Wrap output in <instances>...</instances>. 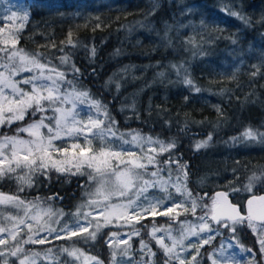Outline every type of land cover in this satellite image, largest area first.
Returning a JSON list of instances; mask_svg holds the SVG:
<instances>
[{"label": "trees", "instance_id": "obj_1", "mask_svg": "<svg viewBox=\"0 0 264 264\" xmlns=\"http://www.w3.org/2000/svg\"><path fill=\"white\" fill-rule=\"evenodd\" d=\"M22 5L29 10L30 18L17 39L19 49L38 55L42 62L46 58L51 62L50 66L66 71L68 79L73 76L71 68L62 65L60 57L70 54L71 63L79 69V85L90 93V98L108 106L118 122L115 125L117 133H139L165 143L175 140L178 146L172 149L174 159L187 165L186 185L192 195L210 205L214 192L222 189L244 211L249 195L243 190V185L253 172L264 170V144L239 143L242 141L232 138L242 137V133L249 129L264 132V23L258 22L264 17V0H23ZM253 6H261L258 15L252 12ZM229 7L250 17L251 27L227 15ZM201 21L204 22L202 33H192V26ZM2 23L0 17V25ZM166 33L171 40L170 46L164 39ZM69 38L76 47L67 43ZM0 41H3L1 37ZM80 44L86 45L87 50ZM3 47L5 44L0 43V48ZM92 48L96 50L95 56L91 54ZM256 58L261 63L256 64ZM238 64H242L241 69L233 71ZM172 65L178 66L179 74ZM125 68L127 72L123 71ZM184 69L194 84L202 89L201 92L197 93L182 83ZM160 72L165 73L164 77L158 76ZM117 83L120 84L119 92ZM133 100L135 110L130 107ZM125 105L129 107H123ZM39 115L26 116L24 121L2 126L0 136L16 134L18 126L38 119ZM43 115H52V112L47 111ZM21 135L26 136L24 133ZM209 135L212 139L208 146L197 149L196 144ZM249 154L256 163L252 165L251 160L246 159L247 168H242L244 161L239 160L240 156L242 159ZM168 158L169 152L157 156L160 166L174 170L176 163H163ZM156 167L149 170L154 171ZM49 175L50 183L46 177L39 176L33 187L25 186L23 191H19L14 179L5 178L0 180V193L16 195L26 201L45 198L43 207L50 205L53 210H63L66 215L61 218L62 222L70 221L67 214L75 213L84 200L81 186L87 183V179L73 175L65 178V174L55 172ZM175 175L173 172V177ZM216 179L223 184L217 186ZM224 180H228L227 184ZM233 188L239 191H233ZM205 193L208 198L203 200ZM262 193L264 184L257 185L252 192ZM49 197L52 199L47 200ZM6 208L12 207L0 205V214ZM87 209L84 207L81 211ZM204 211L198 207L195 215L188 211L177 219L149 217L139 223L134 222L140 229V235L130 240L131 257L138 260L143 255L145 260L162 264L165 259L162 250L149 234L153 223L156 227H177L178 222L194 221ZM13 212L18 210L14 208ZM141 225L147 228H141ZM211 226L217 227L214 223ZM112 232L119 230L104 227L95 242L76 246L86 255L110 264L111 250L106 241ZM220 232L223 234L215 235L211 245L200 249L203 254V258L197 257L200 264H210L207 256L213 253V248L218 249L224 238L231 237L224 229ZM26 234L27 229H23L20 236L26 238ZM237 237L254 252L255 260L260 261L258 235L244 227ZM141 239L157 253L155 257L150 258L139 251ZM49 240L51 243L24 247L43 252L48 248L55 251L72 243L51 237ZM11 243L0 246V250L10 247ZM59 259L78 264L66 253ZM8 260L10 264L16 262L14 257L9 256ZM38 261L40 264H55L43 257ZM173 264L178 262L173 261Z\"/></svg>", "mask_w": 264, "mask_h": 264}, {"label": "snow or ice", "instance_id": "obj_2", "mask_svg": "<svg viewBox=\"0 0 264 264\" xmlns=\"http://www.w3.org/2000/svg\"><path fill=\"white\" fill-rule=\"evenodd\" d=\"M151 14L150 12L149 15ZM227 15L235 17L248 27L252 25L250 17L242 15L230 7L227 8ZM29 18L28 9H23L19 16L16 12H12L7 19L20 21L19 27L3 41H0L5 45L11 43V48H0V53L3 54L0 55V126H11L14 122L24 121L26 116L37 117L38 113L41 115L26 125L18 126L16 134L0 136V180L14 179L18 184L19 191H23L25 186L33 187L38 182L39 176L46 177L50 183L51 176L49 174L52 172L65 174V178L68 175L86 177L87 183L81 186L84 189V200L78 205L75 213L67 214L71 220L63 222L61 218L66 214L60 209L53 210L50 205L43 207L42 202L45 198L37 197L35 200L26 201L16 195L0 193V205L11 206L18 212L23 211L22 216L19 214L2 216L0 214V218L8 221L7 224H0V234H7V238L0 236V246L7 245L9 241L13 242L10 247L0 250V257H3L0 264H10L9 256L16 258L18 264H37L41 257L54 261L55 264H70L68 261L59 259L65 253L75 260L81 261L82 264H104L95 256L85 255L76 245L95 242L98 235L101 234V230L113 223L128 224L129 221L139 223L141 219L149 215L153 217L157 215L170 216L178 208H183L184 212H188L189 208L185 207L186 204H190L193 215L198 207L202 211L207 210L199 217L201 223L193 225L190 221L182 222L181 227L177 230V236L172 235L171 226L164 229L156 227L153 223L150 230L151 238L155 239L165 257L162 264H173V261L185 264V259L180 257L176 249L182 248L184 240L189 236L198 237L200 240L199 246L189 244L188 247L195 248L196 251L188 264H200V261L197 260L198 256L203 258L200 249L204 245H211L216 239L213 235L201 237V233L215 232L222 235L220 230L224 229L231 234V239H237L238 232L244 227L251 229L253 233L259 231L258 243L261 259L255 264H264V195L252 194L247 199L246 215L241 213L238 205L229 201L228 192L215 193L210 198V205L202 203L197 197H194L186 185L187 165L180 164L174 159L175 153L172 152V149L178 146L175 140L165 143L159 138L153 140L152 137H144L139 133L132 135L131 140H128L124 138L123 133L117 135L118 130H115V125L118 122L112 117L108 106L100 100L90 98V93L79 85L77 75L79 69L71 63L70 54L60 57V63L71 68L72 79L67 78L66 71L59 70L54 65L50 66L51 62L46 58L45 62H41L38 55L25 52L23 49H16L18 35L24 29L25 22ZM258 22L264 23V17H261ZM201 24L203 25L204 22L201 21ZM141 26L143 25L141 24ZM2 32L4 29L0 28V33ZM69 37H71V33H69ZM164 39L170 46L171 40L167 37V33ZM67 43L73 45L71 38ZM232 43L235 44L236 40H232ZM79 46L87 50L86 45L80 44ZM90 51L92 56H95V48ZM172 67L177 68V74H179L178 66L172 65ZM123 71L127 72V68ZM22 73H31V75L17 80L16 77ZM256 74L253 73V75ZM164 75V72L158 73L160 77H164ZM111 82L110 78L109 83ZM182 83L197 93L202 91L188 77L187 69H184ZM21 85L27 86V89ZM116 90L117 92L120 90L119 83L116 84ZM86 100L89 104V112L85 123L80 119L81 113L77 111V101L83 104ZM66 104H71V107L65 108ZM130 107L135 110V100L132 101ZM47 111H51L52 115H43ZM217 111H220L219 108ZM23 133L27 134V138L21 135ZM80 137L84 138V147L79 143ZM109 137L112 139L109 140ZM242 137L245 140L264 144V132H254L249 129L242 133ZM65 138L75 142L70 143V147L55 144V141L63 143ZM211 139L212 137L209 135L206 140L197 143L196 148L207 147ZM232 139L236 141L239 138L233 137ZM93 140L99 142L96 151H93L92 148ZM145 143L158 144L160 153L169 152V158L163 163H176V168L173 170L171 167L160 166V161L151 155H145L144 158L147 161L145 164L141 162V158L137 157L135 151L124 147V145L134 144L143 151ZM155 151V148L149 149V152ZM148 165L157 166L156 170L149 172ZM161 172H167L168 178L164 179ZM173 172L176 174L175 178H173ZM56 178L59 179V176ZM260 184H264V170L259 173L253 172L248 177L247 183L243 185V190L252 193L253 189ZM170 187L174 188L175 192L183 196L184 199L177 201L169 192ZM149 189H158L165 195L163 198L154 194L149 195ZM232 190L239 191L235 188ZM206 195L207 193H205ZM56 198L62 199L59 196ZM51 199V197L47 198V200ZM166 201H171V206L166 207L164 211H159L161 207L165 206ZM84 207L99 208L100 211L97 215L103 217V223L97 220L92 212L81 211ZM81 217L87 223L81 222ZM90 217L91 219H89ZM209 219L217 227L213 228ZM21 225L27 229L26 238L20 236L23 231ZM55 225H59V227L57 228ZM131 227L132 231L128 234L127 240L120 239L116 232L110 233V239L106 241L111 250L110 264H124L123 260H117L118 255L122 258L129 257L127 264H155L151 259L145 260L143 255L138 260L131 259L132 246L129 241L132 236L140 235V229H137L135 224ZM141 228H147V226L141 225ZM157 232H165L171 245L164 242L165 236L157 237ZM40 233H47V235L41 237ZM49 236H53L57 240L66 239L72 243L67 247L60 246L55 251L48 248L41 252L24 247V245L51 243ZM74 237L77 239L73 240ZM122 245L123 247H121ZM231 247L232 245L225 246L221 242L218 249L213 248V253L207 256V260L210 261V264H241V261L236 258L235 252L229 254L228 249ZM184 250L187 251V249ZM139 251L150 258L157 255L143 239L140 240ZM241 251L251 253L252 250L241 247Z\"/></svg>", "mask_w": 264, "mask_h": 264}, {"label": "rangeland", "instance_id": "obj_3", "mask_svg": "<svg viewBox=\"0 0 264 264\" xmlns=\"http://www.w3.org/2000/svg\"><path fill=\"white\" fill-rule=\"evenodd\" d=\"M22 1L23 0H0V17H1V20H2V25H0V28H3L4 29V32L0 33V37L4 40L7 36H9V34L11 32H14L18 27H19V23L20 21L18 20H13V21H9L7 19V17L9 15H11L12 12H16L17 15H21L22 14V10L25 9V7L22 5ZM260 8L261 6H253L252 8V12L255 13L256 15L259 14L260 12ZM29 23V20L27 22H25V27L21 32H23L25 29H26V26L28 25ZM190 31L194 34H201L202 31H203V25L201 23H199L198 25L196 26H192V29H190ZM19 33V35H20ZM18 35V37H19ZM18 39V38H17ZM3 48H11V43H9L8 45H5V47ZM16 49L17 50H20L17 45H16ZM42 62V61H41ZM258 63H261L260 59L256 58V64ZM242 67V64H238L237 66H235L232 70L233 71H237V70H240ZM31 75V73H22L20 76H17L16 79L17 80H20L22 77H26V76H29ZM22 87H25L27 89V86H23L21 85ZM65 108H68V107H71V104H66L64 105ZM77 111H79L81 113V116H80V119L84 120L85 123L87 122V115H88V112H89V104H88V101L86 100L85 103L81 104L79 103V101H77ZM102 118V117H101ZM47 123V121H46ZM2 126H0L1 128ZM43 131H46V130H43ZM26 134V133H24ZM120 133H117V135H119ZM136 133H132V132H128V133H125L124 134V138L125 139H128V140H131V136L132 135H135ZM24 138H27V134L26 136H23ZM91 138V137H90ZM112 137H109V140H111ZM155 140V139H153ZM238 141H242V142H239V143H243V142H247L249 144H253L255 143L256 141H251V140H245L243 137H240L238 139ZM72 142H75V141H71L69 140L68 138H65L64 142L62 143L61 141H55V144L57 146H62V147H70V143ZM119 143V141H117ZM79 143L81 144L82 147L85 146V143H84V138L83 137H80L79 138ZM99 147V142L97 140H93L92 142V148H93V151H96ZM124 147L126 149H129L131 151H135L137 153V157L141 158V162L143 163H147L146 159L144 158L145 155H151V156H154L155 159L157 160V156L162 154L160 153L159 151V145L158 144H147L145 143L143 145V151H141V148L137 147L136 145L134 144H129V145H124ZM150 148H155L156 151L155 152H149V149ZM78 151V150H77ZM261 151V150H260ZM56 155V154H54ZM259 155H256L255 157H258ZM231 157V155H230ZM234 158H237V156H235ZM254 157H252L250 154L246 156V158H242L241 159V156H240V159L241 161H244L246 159H249L251 160V164L254 165L256 162H254ZM124 159H127V157H124ZM230 159V158H228ZM113 163L115 164L116 161L114 160ZM228 163V162H226ZM241 166L242 168L246 167V162H242L241 163ZM151 167H156L154 165H148V171L151 172L149 170V168ZM247 168V167H246ZM249 170V169H247ZM256 173L260 172V170H256L255 171ZM253 174V173H252ZM251 174V175H252ZM161 176L164 178V179H167L168 176H167V172H161ZM175 178V177H173ZM248 180V178H247ZM225 181V184H227V181L228 180H224ZM216 185L219 186V185H222L223 182L219 179H216L215 181ZM188 189V188H187ZM169 192L172 194V196L177 200H182L184 199L183 196H181L180 194L176 193L175 192V189L174 188H169ZM149 195H156V196H159L161 198L164 197V193H161L158 189H149ZM248 195L252 194V193H249L247 192ZM203 203V201H202ZM168 206H171V201H166L165 202V206L161 207L159 209V211H164L166 207ZM185 207H188L189 208V211L190 210V204H186ZM13 209L14 208H11L8 210V208H6V210L4 209V212H1L2 216H8L9 214L11 215H23V211L20 210V212H13ZM198 209V208H197ZM206 210V209H205ZM22 211V212H21ZM100 211L99 208H90L88 207L87 210H85V212H92L93 213V216H95V218L97 220H99L101 223H103V217H100L97 215V213ZM177 213H179V215H177ZM185 212L183 211V208H178L175 210V212H173L170 216H160V215H157L155 217H161V218H175L177 219L181 214H184ZM201 216V215H200ZM149 217H153L151 215L149 216H146L145 218L141 219L140 222L146 218H149ZM91 219V217L89 218ZM2 221H4L2 218H0V224H7L8 221H4V223H2ZM186 221H190V220H186ZM81 222L83 223H87L86 221L83 220V218L81 219ZM135 221H129L128 224H123L122 222H118V223H113L111 225H108L107 227H114L116 229L119 230V232H116L118 234V237L120 239H125L127 240L128 239V234L132 231L131 230V225L134 224ZM182 222H185L184 221H180L178 222V225L177 227L176 226H172V225H168V226H162V227H159V228H164V229H168L169 226H171V229H172V235L173 236H177L178 235V232L177 230L181 227V223ZM193 225H198L199 223H201V221L199 220V217L194 220V221H190ZM209 223L210 225L214 222H212L210 219H209ZM57 228L59 227V225H55ZM22 229H26L23 225L20 226ZM91 230V229H90ZM4 235H2L3 237L7 238V234L6 233H3ZM218 233H201L200 236L201 237H204L206 235H217ZM256 234L258 235V240H259V236H260V233L257 231ZM1 235V234H0ZM41 237L44 236V235H47V233H40ZM156 236L157 237H160V236H165V243L166 244H169L171 245V241L167 238V236L165 235V232H157L156 233ZM53 238V236H49V238ZM134 237V236H132ZM155 240V239H154ZM199 240L200 238L198 237H195V236H189L187 239L184 240V244H183V247L182 248H177L176 251L180 254V257L185 259V264H188V262L191 260V257L192 255H195V248H190L188 247L189 244H196L197 246H199ZM225 246L227 245H232V247L230 249H228L229 251V254H231L232 252H235L236 253V258L238 260L241 261V264H255L256 260H255V255H254V259H253V254L254 252L251 251L250 252H247V251H241V247L243 248H246V249H249L246 245L242 244L240 242V239L237 237V239H231V238H224L223 241H222ZM130 243V241H129ZM131 244V243H130ZM123 247V245L121 246ZM184 249H187V251H185ZM85 254V253H84ZM86 255V254H85ZM132 260H134L132 257H131ZM117 260L120 261V260H123L124 261V264H127L128 260H129V257H120L119 255L117 256ZM78 262V264H82L81 261L79 260H76ZM178 264H179V261H177ZM37 264H40L39 261H37Z\"/></svg>", "mask_w": 264, "mask_h": 264}, {"label": "water", "instance_id": "obj_4", "mask_svg": "<svg viewBox=\"0 0 264 264\" xmlns=\"http://www.w3.org/2000/svg\"><path fill=\"white\" fill-rule=\"evenodd\" d=\"M252 2H256V0H252ZM217 192H226V191L220 189V190H217L215 193H217ZM215 193L213 194V196L215 195ZM257 195H264V193H262V194H257ZM204 197H207V195L204 196ZM250 197H251V195H250L247 199H249ZM228 199H229V201H230L231 203L235 204V203L232 201V199H231L230 196H228ZM247 199L245 200V203H244V211H242L241 207H240L238 204H236V205L239 206L241 213H242V214H245V215H246V212H247Z\"/></svg>", "mask_w": 264, "mask_h": 264}, {"label": "flooded vegetation", "instance_id": "obj_5", "mask_svg": "<svg viewBox=\"0 0 264 264\" xmlns=\"http://www.w3.org/2000/svg\"><path fill=\"white\" fill-rule=\"evenodd\" d=\"M215 193V192H214ZM250 195H252V194H250ZM255 195H257V194H255ZM208 198V195H207V197H203L202 199L203 200H205V199H207ZM215 224V223H214Z\"/></svg>", "mask_w": 264, "mask_h": 264}]
</instances>
